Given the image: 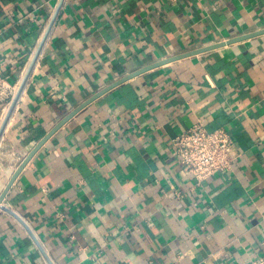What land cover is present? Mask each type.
Segmentation results:
<instances>
[{
    "label": "crops",
    "instance_id": "1",
    "mask_svg": "<svg viewBox=\"0 0 264 264\" xmlns=\"http://www.w3.org/2000/svg\"><path fill=\"white\" fill-rule=\"evenodd\" d=\"M264 29V0H0V196L70 112L119 79ZM235 142L197 183L172 138ZM264 264V33L105 91L54 131L0 206V264Z\"/></svg>",
    "mask_w": 264,
    "mask_h": 264
},
{
    "label": "built area",
    "instance_id": "2",
    "mask_svg": "<svg viewBox=\"0 0 264 264\" xmlns=\"http://www.w3.org/2000/svg\"><path fill=\"white\" fill-rule=\"evenodd\" d=\"M20 87L5 77L4 63L0 57V103L13 104L16 98H20ZM234 148V139L226 128L209 130L202 122L195 123L172 138L174 155L197 183L217 172L231 169L236 158Z\"/></svg>",
    "mask_w": 264,
    "mask_h": 264
},
{
    "label": "water",
    "instance_id": "3",
    "mask_svg": "<svg viewBox=\"0 0 264 264\" xmlns=\"http://www.w3.org/2000/svg\"><path fill=\"white\" fill-rule=\"evenodd\" d=\"M261 33H264V29L262 30H259V31H255V32H251V33H248V34H245V35H241L239 37H235L233 39H229L227 41H222V42H219V43H215V44H212V45H208V46H205V47H201V48H197V49H194V50H191V51H188L186 53H183L181 55H177V56H174V57H170L168 59H165V60H162V61H159L157 63H154L152 65H149L147 67H144L142 69H139L138 71L136 72H133L129 75H126L125 77L119 79L118 81H116L115 83H113L112 85H110L109 87L99 91L98 93L94 94L93 96H91L90 98H88L86 101H84L81 105H79L76 109H74L72 112H70L54 129H52V131H50V133H48L46 135V137H44L42 139V141L29 153V155L25 158V160L21 163V165L18 167V169L16 170V172L14 173L13 177L11 178L9 184L7 185L5 191L2 193V195L0 196V206H1V203L7 193V191L9 190L10 186L12 185V183L14 182L15 178L17 177V175L19 174V172L23 169V167L26 165V163L29 161V159L34 155V153L39 149V147L45 142L46 139H48L49 136H51V134L54 133V131H56L61 125H63L68 119H70L76 112H78L80 109H82L84 106H86L88 103H90L92 100H94L96 97H98L99 95H101L102 93H104L105 91L109 90L110 88L116 86L117 84H120L124 81H126L127 79H130L131 77L133 76H136L146 70H149L151 68H154V67H157L159 65H162L164 63H167V62H170V61H173V60H177L179 58H183V57H187V56H190V55H194V54H198V53H201V52H205V51H208V50H211V49H214L216 47H219V46H223V45H226V44H229V43H233V42H237V41H240V40H243V39H246V38H249V37H252V36H255V35H258V34H261ZM22 91V87H20V91L19 93ZM17 101V98L16 100L14 101L13 105H15Z\"/></svg>",
    "mask_w": 264,
    "mask_h": 264
}]
</instances>
